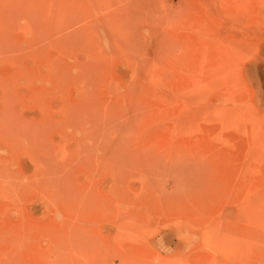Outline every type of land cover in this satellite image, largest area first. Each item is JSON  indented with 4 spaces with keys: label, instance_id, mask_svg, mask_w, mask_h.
<instances>
[{
    "label": "rangeland",
    "instance_id": "374dc122",
    "mask_svg": "<svg viewBox=\"0 0 264 264\" xmlns=\"http://www.w3.org/2000/svg\"><path fill=\"white\" fill-rule=\"evenodd\" d=\"M260 61L264 0H0V264H264Z\"/></svg>",
    "mask_w": 264,
    "mask_h": 264
},
{
    "label": "crops",
    "instance_id": "0c3cea01",
    "mask_svg": "<svg viewBox=\"0 0 264 264\" xmlns=\"http://www.w3.org/2000/svg\"><path fill=\"white\" fill-rule=\"evenodd\" d=\"M250 80L254 85L259 102L264 107V61L254 62L249 67ZM151 245L156 248L161 256H171V246L168 245L164 238L155 237L151 240Z\"/></svg>",
    "mask_w": 264,
    "mask_h": 264
},
{
    "label": "bare ground",
    "instance_id": "6f19581e",
    "mask_svg": "<svg viewBox=\"0 0 264 264\" xmlns=\"http://www.w3.org/2000/svg\"><path fill=\"white\" fill-rule=\"evenodd\" d=\"M109 155V154H108ZM67 169V168H66ZM54 173V172H53ZM68 173V172H67ZM60 176V175H59ZM2 189V188H1Z\"/></svg>",
    "mask_w": 264,
    "mask_h": 264
}]
</instances>
